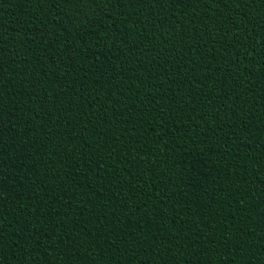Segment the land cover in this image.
I'll use <instances>...</instances> for the list:
<instances>
[{
    "label": "trees",
    "instance_id": "1",
    "mask_svg": "<svg viewBox=\"0 0 264 264\" xmlns=\"http://www.w3.org/2000/svg\"><path fill=\"white\" fill-rule=\"evenodd\" d=\"M0 264H264V0H0Z\"/></svg>",
    "mask_w": 264,
    "mask_h": 264
}]
</instances>
